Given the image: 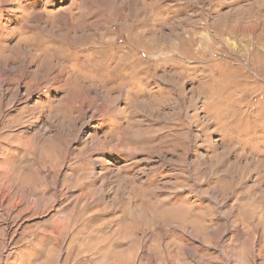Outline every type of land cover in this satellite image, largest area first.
Here are the masks:
<instances>
[{
	"label": "rangeland",
	"instance_id": "rangeland-1",
	"mask_svg": "<svg viewBox=\"0 0 264 264\" xmlns=\"http://www.w3.org/2000/svg\"><path fill=\"white\" fill-rule=\"evenodd\" d=\"M0 264H264V0H0Z\"/></svg>",
	"mask_w": 264,
	"mask_h": 264
},
{
	"label": "bare ground",
	"instance_id": "bare-ground-1",
	"mask_svg": "<svg viewBox=\"0 0 264 264\" xmlns=\"http://www.w3.org/2000/svg\"><path fill=\"white\" fill-rule=\"evenodd\" d=\"M147 1V0H146ZM88 3H86V5H87ZM90 6V5H89ZM93 8V7H92ZM110 10V9H109ZM103 11V10H102ZM132 11V10H131ZM145 11V10H144ZM240 11H241V9H240ZM251 13V12H250ZM120 13H118L117 12V16H118V18H120L121 16L119 15ZM223 16V15H222ZM225 17V16H224ZM60 19H62V21H63V30L64 31H66V32H68L69 31V15H68V13L67 14H64V15H62L61 17H60ZM226 20V19H225ZM77 21H79V20H77ZM105 21V20H104ZM222 21V20H221ZM100 22L101 23H104L102 20H100ZM146 22V21H145ZM226 22V21H225ZM228 22V21H227ZM226 22V23H227ZM231 22V21H230ZM96 23H98V21L97 22H95V24ZM78 24H80V23H78ZM77 24V25H78ZM100 23H98V25H99ZM145 25H146V23H144ZM122 25V24H121ZM148 25V24H147ZM230 25V24H229ZM91 26V25H90ZM78 27V26H77ZM83 27V26H82ZM86 27V26H85ZM146 27V26H145ZM230 27V26H229ZM232 27V26H231ZM37 28V27H36ZM79 28H80V26H79ZM81 29V28H80ZM221 29V28H220ZM233 29H234V27H233ZM131 30H132V28H131ZM134 30V29H133ZM152 30V29H151ZM236 30V29H235ZM112 31V30H111ZM113 31H115V30H113ZM134 31H136V30H134ZM146 31H149V30H146ZM155 31V30H154ZM70 32V31H69ZM128 32H129V30L127 31V34H128ZM143 32V31H142ZM151 33V32H150ZM115 34V33H114ZM131 34V33H130ZM134 34V33H133ZM132 34V35H133ZM146 34V33H145ZM48 35H50V31L48 32ZM68 35V34H67ZM66 35V36H67ZM150 35V34H149ZM113 36V35H112ZM128 36V35H127ZM135 36V35H134ZM218 36V35H217ZM46 37V36H45ZM55 37L56 38H59V40L58 41H52L53 42V45H55L54 44V42L57 44V42L58 43H60L59 45H56V47H51L50 49H49V54H48V56L50 57V58H53L54 56H56L57 58H61L62 57V55H63V53L64 52H66V44L68 45V46H70V44L72 45V42L71 43H69V41L66 39V37H65V34H62L61 36L58 34H56L55 35ZM130 37V36H129ZM53 38V37H52ZM93 38V37H92ZM184 38V37H183ZM186 38V37H185ZM194 38H196V36H194ZM50 40H55V38L54 39H51V37L49 38ZM49 39H46V38H44V35H43V31L41 30V29H37L34 33H33V35H32V37L30 38V42H32L31 44H30V46H33L34 48H38L40 45H41V43L43 44V43H46V42H48L49 43ZM136 40V39H135ZM219 40V39H218ZM89 41V40H88ZM140 41V40H139ZM154 41V40H153ZM158 41V40H157ZM51 42V41H50ZM51 42V43H52ZM68 42V43H67ZM155 42V41H154ZM170 42V41H169ZM140 43V42H139ZM142 43H144V41L142 42ZM147 43V42H146ZM141 44V43H140ZM162 44V43H161ZM167 44V43H166ZM19 45V44H18ZM156 45V44H155ZM158 45V44H157ZM84 46V45H83ZM133 46H134V48H136L137 47V43H135V44H133ZM144 46V45H143ZM166 46V45H165ZM170 46V45H169ZM19 48H20V46H18ZM75 47V46H74ZM130 47V46H129ZM19 48H17V49H19ZM146 48H147V46H146ZM165 48V47H164ZM150 49V48H149ZM16 50V49H15ZM21 50V49H20ZM122 50V49H121ZM161 50H162V48H161ZM125 51V50H124ZM18 52V51H17ZM20 53H21V51H19ZM18 52V53H19ZM130 52V51H129ZM125 53H126V51H125ZM64 56V55H63ZM125 56V55H124ZM32 58V57H31ZM122 58H125V57H122ZM62 59H64V58H62ZM61 59V60H62ZM128 59V58H127ZM132 59V58H131ZM126 66V65H125ZM128 68V67H127ZM126 68V69H127ZM123 69H124V67H123Z\"/></svg>",
	"mask_w": 264,
	"mask_h": 264
}]
</instances>
